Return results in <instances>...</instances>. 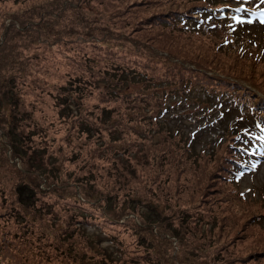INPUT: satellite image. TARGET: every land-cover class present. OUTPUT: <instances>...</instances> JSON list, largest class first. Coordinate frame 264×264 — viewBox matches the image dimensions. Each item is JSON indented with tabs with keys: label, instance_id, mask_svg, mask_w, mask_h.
Returning <instances> with one entry per match:
<instances>
[{
	"label": "rangeland",
	"instance_id": "374dc122",
	"mask_svg": "<svg viewBox=\"0 0 264 264\" xmlns=\"http://www.w3.org/2000/svg\"><path fill=\"white\" fill-rule=\"evenodd\" d=\"M252 1L253 6L254 2L264 6L262 0ZM155 5L153 0H0V186L10 191L7 199L16 207L14 183H26L29 179L23 178L29 175L53 173L58 177H42L41 184L40 178L34 182L39 188L45 187L44 181L51 183L60 198L82 203L83 218L91 211L97 218L93 225H104L94 228L77 224L78 232L84 233L92 245L107 251H98L104 257L99 262H86L92 253L87 250L80 264H109L110 257V264H118L114 261L117 246L109 240L113 238L118 249L124 250L122 262L131 264L122 245L130 241L132 249L134 229L150 241L146 252L152 261L213 264L208 256L199 258L203 253H199L198 244L187 246L167 235L159 224L149 226L141 221L138 215L145 208L137 202L150 197L158 184L152 179L143 185L142 170L134 172V166L183 162L182 168L187 169L189 161L219 158L225 139H229L227 126L231 119L243 114L247 107L251 110L257 104L255 98H264V92L236 74L245 72L242 67L253 69L250 61L249 67L234 64L236 52L227 46L223 49L233 55L229 58L213 51L206 40L189 41L176 32L152 27L153 18L160 14ZM239 11L237 7L235 12ZM242 18L236 21L235 28H230L227 40L232 44L246 42L241 35L247 40L260 39V46L246 42L242 48L263 56L264 10L249 18L243 13ZM216 35L222 41V34ZM260 67L264 65L255 66L257 80L263 78ZM181 71H192L187 73L188 79L211 84L213 92L225 89L226 82L235 84L240 93L248 95L244 99L249 106L241 109L199 85H187L181 90L177 79ZM159 75L174 79L166 84ZM163 93H167L169 109L159 120L163 123L160 126L150 119L158 114ZM262 110L257 109V119L263 123ZM186 141L197 151L218 149L216 157L208 153L195 159L185 150ZM259 152L258 149L236 176L242 192L254 201L264 200V151ZM82 179L84 185L78 184ZM175 183H185V196L197 189L190 170L175 173L172 192ZM170 203L171 213L167 214H173V221L180 216L173 207L181 203L176 196ZM3 205L0 199V216L8 211V206ZM233 212L243 217L245 211L239 206ZM221 215L217 214V220ZM3 220L0 219V229ZM11 224L5 226L6 232ZM18 228L28 232L32 224ZM106 229L110 231L103 232ZM112 232L117 236L112 238ZM75 239L74 246L81 252ZM138 244L142 245L143 240ZM140 263L148 264L145 258Z\"/></svg>",
	"mask_w": 264,
	"mask_h": 264
},
{
	"label": "trees",
	"instance_id": "16d2710c",
	"mask_svg": "<svg viewBox=\"0 0 264 264\" xmlns=\"http://www.w3.org/2000/svg\"><path fill=\"white\" fill-rule=\"evenodd\" d=\"M153 2L156 3L155 6L159 7L160 14L153 18L152 27L156 29L161 27L163 30L176 32L185 36V39L189 41L195 39L201 43L206 40L210 43L209 47L213 51L222 53L226 58H229L233 55L224 51L223 47L227 46V49L236 52L233 58L234 64L249 67L247 61H250L251 67H253L249 70L242 67L246 74L239 72L236 74L243 75L248 79L247 83L250 81V86L254 84L259 92H264V68L260 67L262 68L260 78L262 76L263 78L260 80L254 78L256 75L255 66L264 65V55L262 56L257 51L256 53L253 50L242 48L243 43L246 42L260 46L261 40L253 38L247 40L241 35L240 38L245 39L246 42L237 43L235 41L237 33L234 34L235 43H229L227 40L232 31L230 28L236 27V21L243 20V13L249 18L254 16L258 10H264V6H259L257 2H254L255 6H253L252 0H153ZM240 2L243 3H241L242 6H240ZM237 7H240L239 12H235ZM216 32L222 34V41ZM226 42H228L227 45ZM228 45L230 46L228 47ZM232 45L237 49H232L234 47ZM248 52L250 54L245 55ZM228 71L226 70V72ZM189 72L192 71H181L177 76L181 82L179 85L181 90L187 85H199L207 88L214 96L223 97L227 101L230 100L241 109L246 107L245 105L249 106L244 99V96L248 95L240 93V88L235 84L226 82L227 87L225 89L213 92L211 84H200L194 78L190 81L188 79L190 76L187 74ZM184 73L187 76L182 78L184 76L181 77V75ZM158 77L162 78L166 84L174 79L168 78L167 75H159ZM245 89L248 88L245 87ZM166 96L167 93L160 95V108L158 114L151 116V123L163 125L162 121L159 122V120L169 109ZM255 99L257 104L253 108L251 107V110L247 107V111H244L243 114L240 113L236 119H231L232 122L227 126L229 139H225L224 151L219 158L189 161L190 166L187 169L182 168L183 162L134 166V172L138 168L142 170L141 176L145 180L143 185L152 179L158 184L150 197L145 196L144 200L140 199L137 202L138 205L144 204L145 208V211L138 215L141 221L149 226L159 224L158 226L163 227L167 235L187 246L198 244L199 253H203L199 258H207L208 256L213 264H264V221H261V218H264V200L248 199L240 189L239 180L236 177L240 169L257 155L258 149L260 150L259 153L264 151V122L262 123L261 120L257 119V109H264V98ZM261 105H263L262 108ZM246 113L248 114L247 118H245ZM262 115L264 116V110H262ZM242 144L243 149H241ZM184 145L185 150H189V154H193L195 159L200 156L206 157L208 153L215 156L218 150L209 152L202 148L203 150L197 151L187 141ZM124 168L126 170L127 167ZM179 168L183 172L190 170L191 178L197 186L195 191H191L192 193L186 196L183 191L185 183H175L174 192L171 191L172 178L176 172L179 174ZM29 176L23 178L29 179L26 183L16 182L12 186L16 207L11 204L12 200L7 199L10 198L7 196L10 191L0 186L1 203L2 205L6 204L3 206H8V211L0 216V219H4L0 229V264H52L54 261L57 264H80L79 262H82L87 256V250L92 253L87 256L86 262L96 260L99 262L104 259L98 251L102 254L107 251L94 243L92 245L90 240L83 236L84 233L80 234L79 228L76 227L77 224L81 227L93 225L97 219L92 217L93 213L91 211L86 212V216L83 218L84 215H80L84 210L82 203L79 201L70 203L64 198H60L55 192L56 188L50 186L51 183L49 182L45 183L44 181L43 186L45 187L39 188L38 183L41 184L40 181L43 178L58 179L53 173ZM37 178L40 180L36 184L34 181ZM135 178L137 177L135 176ZM83 182L85 181L82 179L78 184L84 185ZM143 185L141 194L143 193ZM175 196L177 202L181 203L179 207L182 205L184 209H179L177 206L173 207V210L177 209L176 213H179L180 216H176L177 214L173 211L176 217L172 221L170 217L173 214L169 215L167 212L171 213L170 202ZM239 206H242L243 211L247 212L249 216L244 212L243 217H238V212L233 211L236 208L239 209ZM32 213L34 217L30 215ZM218 213L223 214L220 220H217ZM29 217H31L30 220ZM10 223L13 224L6 232L5 226L7 227ZM30 223L32 224L30 231L27 232L26 229H23L20 232L19 226ZM93 226L97 228L104 225L99 223L97 226ZM109 231L103 230L105 233ZM134 232L136 236L132 249H130V241L122 245L127 250L130 249V252L126 250L129 254L130 263L141 264V260L145 258L148 264H161L158 261L150 260L146 252L150 241L142 237L136 229ZM112 233L113 236L110 235L112 238L117 236V233ZM73 238L79 241L78 247L81 252L74 246ZM166 239L168 242L171 241L169 238ZM109 240L117 246L115 248L117 261H114L118 264L123 263L121 259L124 257V250L118 249L119 245L116 243V239ZM140 240H143L142 245L138 244ZM25 242L27 243L24 244ZM11 243L15 244L12 245ZM23 245H27V247L23 248ZM138 247L141 248L140 251L136 249ZM23 253L30 257L27 255L24 257ZM105 258L107 257L105 256ZM110 259L113 261V258L110 257ZM111 261L109 264L112 263Z\"/></svg>",
	"mask_w": 264,
	"mask_h": 264
},
{
	"label": "snow or ice",
	"instance_id": "6c2138e0",
	"mask_svg": "<svg viewBox=\"0 0 264 264\" xmlns=\"http://www.w3.org/2000/svg\"><path fill=\"white\" fill-rule=\"evenodd\" d=\"M262 2H264V0H262ZM262 22H264V21H262Z\"/></svg>",
	"mask_w": 264,
	"mask_h": 264
}]
</instances>
